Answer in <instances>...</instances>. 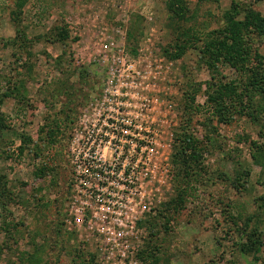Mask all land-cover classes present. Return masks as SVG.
<instances>
[{
  "label": "rangeland",
  "instance_id": "374dc122",
  "mask_svg": "<svg viewBox=\"0 0 264 264\" xmlns=\"http://www.w3.org/2000/svg\"><path fill=\"white\" fill-rule=\"evenodd\" d=\"M174 3L202 33L233 7L264 16V0H0V264H99L108 225L94 215L136 227L133 264H264V110L257 98L213 115L208 84L235 95L245 74L210 69L203 39L176 48ZM245 34L264 63V36ZM187 125L207 148L196 181L175 159ZM179 184L196 192L174 210Z\"/></svg>",
  "mask_w": 264,
  "mask_h": 264
},
{
  "label": "trees",
  "instance_id": "16d2710c",
  "mask_svg": "<svg viewBox=\"0 0 264 264\" xmlns=\"http://www.w3.org/2000/svg\"><path fill=\"white\" fill-rule=\"evenodd\" d=\"M235 6V5H234ZM169 9L174 15V20L176 23L175 31L178 33L174 45L176 48H180L188 42L186 38H192V40H202L206 45L201 50L202 59L205 63L208 64L210 69H215V64L219 61L227 62L232 67L242 71L245 74L244 83L242 86V91L235 93L233 95L231 90H228L226 84L219 83L216 86H213V83L208 84V102L212 109L214 116L218 117L220 122H228L230 117L229 113L233 111V108L240 109L244 106L249 105L251 99L256 100L259 98V113L264 110V66L263 61H261L258 54L255 55L253 60H250L251 53V44L245 40L247 37L245 34L246 30H251L256 32L259 35L264 36V16L261 14L250 11L243 20L236 19L240 16V10L237 7L225 14L226 25L222 29L211 30L205 29L206 31L202 33L199 28H196L195 25H191L188 28L183 26V23L189 21L190 17H187V8L185 6L173 4L169 5ZM204 35V36H202ZM58 42L66 43L70 36L67 26H62L58 31ZM201 36V37H200ZM27 40L24 41L26 44ZM250 44V45H249ZM253 67H249L247 64L248 61L255 62ZM84 72H87L85 70ZM215 87V88H214ZM225 88V89H224ZM229 92V93H228ZM6 96L3 94L0 97V106L2 105V100ZM225 97V98H224ZM231 101L229 103L227 101ZM246 100L248 101H244ZM192 101H195L194 98ZM248 102V103H247ZM234 106V107H233ZM202 108L198 105L194 107V112H201ZM226 115H225V114ZM187 127V128H185ZM182 129V133L179 134L177 150L175 159L178 162H182L185 165L183 170L184 180H194L196 181L199 175L202 172V162L207 148L204 146L203 142L199 141L197 138H193L189 132V125L185 126ZM208 141H212L211 134L208 133L206 136ZM4 187V190H3ZM178 192L181 199L177 204H174V210L183 206V203L186 198L192 196L196 189L194 185H178ZM12 193L6 190V185L3 183V179L0 180V205L5 209V198H11ZM185 197V198H184ZM64 224V220H63ZM66 229V228H65ZM66 231H68L66 229ZM70 233V231H68ZM259 241L258 233H251L248 235V242L244 244V252H250L251 249L256 248V245ZM258 250V248H257ZM90 264H93L94 261H88Z\"/></svg>",
  "mask_w": 264,
  "mask_h": 264
},
{
  "label": "built area",
  "instance_id": "2783aa9c",
  "mask_svg": "<svg viewBox=\"0 0 264 264\" xmlns=\"http://www.w3.org/2000/svg\"><path fill=\"white\" fill-rule=\"evenodd\" d=\"M148 136V133H147ZM149 137V136H148ZM151 139V137H150ZM139 141V140H137ZM100 163V170L96 173V175L100 178H105L104 172L106 171V163H103L102 158H99ZM102 163L104 165H102ZM102 185L108 184L105 181L99 182ZM99 183H97L99 185ZM110 209V206L108 207ZM146 209V207H145ZM77 215L67 217L65 222V228L68 231H74L80 228V226H84L85 219L81 217L78 213ZM83 216V213H82ZM96 218L97 221L101 224L108 225L104 229H97L99 233L104 231L107 232V239L104 244H106L105 254L99 257L98 263L103 264L102 262L105 261L104 264H133L135 262V247L134 242L139 239L137 235V229L135 226H127L124 224L122 219L119 218H112L106 217V220H102L101 218L94 215V217L89 218L88 224ZM135 240V241H134ZM102 249V248H101ZM106 255V256H105ZM105 256V257H103Z\"/></svg>",
  "mask_w": 264,
  "mask_h": 264
}]
</instances>
